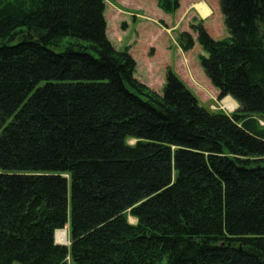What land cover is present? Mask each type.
Wrapping results in <instances>:
<instances>
[{"label": "trees", "instance_id": "obj_1", "mask_svg": "<svg viewBox=\"0 0 264 264\" xmlns=\"http://www.w3.org/2000/svg\"><path fill=\"white\" fill-rule=\"evenodd\" d=\"M106 1L0 0V264H264V0L180 33L233 115L139 82Z\"/></svg>", "mask_w": 264, "mask_h": 264}, {"label": "rangeland", "instance_id": "obj_2", "mask_svg": "<svg viewBox=\"0 0 264 264\" xmlns=\"http://www.w3.org/2000/svg\"><path fill=\"white\" fill-rule=\"evenodd\" d=\"M106 3L109 39L118 51L129 50L137 64L135 78L139 82L161 94L167 71L171 69L207 109L227 115L239 111V104L234 99L236 105L233 107V102L228 101L231 97L220 98L219 91L201 68L200 57L206 54L200 44L196 42L193 50L184 51L179 43L180 33H192L191 26L201 23L215 40L228 38L220 7L217 8L214 1L211 0V5L206 0H180L179 10L171 14L162 11L157 0H107ZM201 3H205L211 10L207 18L197 9ZM192 34L196 40L197 34ZM131 48L137 51L135 57ZM227 101L234 109H229ZM128 220L132 225L137 223L132 217ZM63 231L69 240L68 247L71 244L68 228ZM56 241L65 245L59 239Z\"/></svg>", "mask_w": 264, "mask_h": 264}, {"label": "crops", "instance_id": "obj_3", "mask_svg": "<svg viewBox=\"0 0 264 264\" xmlns=\"http://www.w3.org/2000/svg\"><path fill=\"white\" fill-rule=\"evenodd\" d=\"M206 1H208L209 3L208 4H211L212 5V3H211V0H206ZM212 1H214L215 2V4H216V6H218L217 8H219V2H218V0H212ZM196 2H198V1H196ZM210 16V15H209ZM205 18H207V16L205 17ZM208 28V27H207ZM137 51L134 49V48H131V53L133 54V56L135 57V53H136ZM155 53H154V55L156 54V51H154ZM153 55V56H154ZM137 60V59H136ZM138 65H139V62H138Z\"/></svg>", "mask_w": 264, "mask_h": 264}, {"label": "water", "instance_id": "obj_4", "mask_svg": "<svg viewBox=\"0 0 264 264\" xmlns=\"http://www.w3.org/2000/svg\"><path fill=\"white\" fill-rule=\"evenodd\" d=\"M59 232V231H58ZM56 244L58 245V246H65V247H67L66 245H62V244H59V243H57L56 242Z\"/></svg>", "mask_w": 264, "mask_h": 264}, {"label": "bare ground", "instance_id": "obj_5", "mask_svg": "<svg viewBox=\"0 0 264 264\" xmlns=\"http://www.w3.org/2000/svg\"><path fill=\"white\" fill-rule=\"evenodd\" d=\"M57 242V241H56ZM58 243V242H57Z\"/></svg>", "mask_w": 264, "mask_h": 264}]
</instances>
